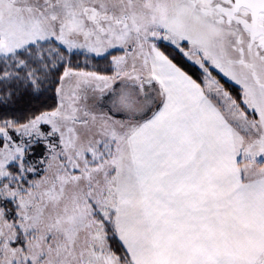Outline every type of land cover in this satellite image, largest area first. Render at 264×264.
<instances>
[{"label": "snow or ice", "instance_id": "snow-or-ice-1", "mask_svg": "<svg viewBox=\"0 0 264 264\" xmlns=\"http://www.w3.org/2000/svg\"><path fill=\"white\" fill-rule=\"evenodd\" d=\"M0 264H264V0H0Z\"/></svg>", "mask_w": 264, "mask_h": 264}]
</instances>
